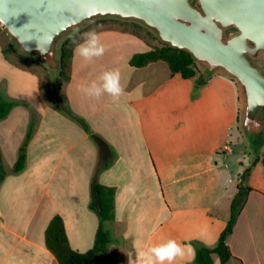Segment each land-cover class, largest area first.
Wrapping results in <instances>:
<instances>
[{
  "label": "crops",
  "instance_id": "obj_1",
  "mask_svg": "<svg viewBox=\"0 0 264 264\" xmlns=\"http://www.w3.org/2000/svg\"><path fill=\"white\" fill-rule=\"evenodd\" d=\"M108 31L97 34L119 39L121 57L124 49L138 43L129 34ZM3 33L0 26L4 57ZM136 53L116 67L124 89L119 99L108 94L95 98L81 89L93 81L100 83L101 75L92 68L96 58L85 61L74 49L65 97L70 108L105 140L108 146L103 150L60 114L53 102L43 99L38 75L9 55L4 57L3 73L8 79L4 96L30 101L38 121L24 173L6 174L0 183V264H60L45 240L56 215L63 219L73 250L92 248L99 219L88 207L90 188L98 163L109 158L97 181L115 190V219L107 223L113 241L109 256H99L91 264H135L139 251L167 239L190 246L175 264H193L192 242L210 248L217 244L241 175L255 160L246 182L251 191L227 243L242 264H264V143L250 162L241 148L235 81L216 72L195 91L200 72L184 79L172 75L163 61L137 68L130 65ZM26 88L32 90V99ZM29 113L28 108L15 106L0 121V150L7 173H12L25 139ZM30 209L40 210L39 222L34 223L37 215L26 221L25 211ZM216 258L214 264H219Z\"/></svg>",
  "mask_w": 264,
  "mask_h": 264
},
{
  "label": "water",
  "instance_id": "obj_2",
  "mask_svg": "<svg viewBox=\"0 0 264 264\" xmlns=\"http://www.w3.org/2000/svg\"><path fill=\"white\" fill-rule=\"evenodd\" d=\"M104 17L140 22L190 53L206 75L235 78L244 91L242 126L257 154L261 144L253 143L264 139V0H0V26L22 53L47 64L62 36Z\"/></svg>",
  "mask_w": 264,
  "mask_h": 264
},
{
  "label": "trees",
  "instance_id": "obj_3",
  "mask_svg": "<svg viewBox=\"0 0 264 264\" xmlns=\"http://www.w3.org/2000/svg\"><path fill=\"white\" fill-rule=\"evenodd\" d=\"M16 52L13 45H9L3 50L4 56L9 53ZM74 56V46L70 40L63 42L59 48L58 57V87L50 89L49 96L56 109L66 118L76 123L82 128L98 146L99 150L107 147L105 140L94 133L86 119L76 114L68 105L66 97L61 92L62 82H68L71 76V63ZM163 61L165 62L172 75L179 74L184 79L193 78L199 72L197 63L190 53L173 48L169 45L163 47H153L152 49L135 54L130 65L141 68L149 63ZM210 78L209 75L201 74L196 81L195 91H197ZM18 105H24L22 102L7 98L0 93V121L6 119L11 110ZM27 107V106H26ZM30 121L25 139L18 149L16 162L12 167V173H22L27 167V149L33 137L35 127L37 125V113L30 108ZM263 142L261 143V145ZM111 150V149H110ZM113 150H111V153ZM110 158L98 163L90 188L89 209L96 213L99 219V226L95 235V240L92 248L86 252L73 250L69 244V240L64 227L61 216L56 215L50 221L46 231L45 240L47 248L56 256L60 264H91L94 259L99 256H109V246L113 241L111 232L107 227V223L115 219L114 197L115 190L111 187L104 186L97 181L98 174L109 166ZM256 163V160L245 169L241 175V186L238 193L231 203L230 218L223 231L221 232L217 244L210 248L198 242H192L195 247V258L193 264H214V256L219 260V264H230L231 261H236L242 264V261L234 257L227 243L228 237L232 234L236 224L238 215L243 207L246 196L251 191V188L246 186L247 178L251 167ZM6 169L2 157L0 156V183L6 177Z\"/></svg>",
  "mask_w": 264,
  "mask_h": 264
},
{
  "label": "rangeland",
  "instance_id": "obj_4",
  "mask_svg": "<svg viewBox=\"0 0 264 264\" xmlns=\"http://www.w3.org/2000/svg\"><path fill=\"white\" fill-rule=\"evenodd\" d=\"M91 30H95L96 32L98 31H104L106 30L107 32L110 31H116L124 34H129L132 37L136 38L135 40L138 43H135V46L128 47L127 49H124L122 52L121 57L119 53L117 52V43H119V39L113 38L111 35H102L99 36L100 42L105 46V53L103 56L96 58V61L92 64V68L94 69V74L102 75L105 71L109 70H115L116 67L120 64V62H124V58L129 57L133 52L136 53H143L146 52L153 47H163L168 45L167 43L161 41L159 37L157 36L156 32H154L152 29L146 27L140 22L134 21V20H123L119 19L116 17H104V18H95L84 25L75 28L62 36L59 41L57 42L56 45V51H55V61L51 64H47L46 62L42 61L38 57H28L24 53H22L18 47H16L15 42L13 39L9 36L7 31L4 29L3 33V43L4 47H8L9 45H13L16 48V52L14 53H9L8 55L12 58V61L15 63L21 65L22 67H25L29 71L35 73L38 75L40 78V87H41V93L42 97L44 100H46L49 104H51L52 100L49 96L50 89H57L58 87V57H59V48L63 42L66 40H70L71 43L74 46V49L76 48V44L72 42L70 37L75 36L76 38V43L82 42V34L89 32ZM117 40V41H116ZM126 41L123 39V42ZM145 50V51H144ZM118 54V55H117ZM137 54V53H136ZM135 55V54H134ZM133 55V56H134ZM132 56V57H133ZM5 57V56H4ZM4 57L2 54H0V93L1 95H5V88L7 87V77L4 75ZM120 57V58H119ZM198 70L201 74H204V67L198 65ZM233 80L236 83L238 92H239V102H240V116H239V137L242 141L241 148L244 150L245 153H248L250 155V159L252 162L254 159V152L252 150V146L249 143V140L247 139V136L245 134L244 128L242 126V121H243V112H244V102H243V88L240 86L238 81L233 78ZM65 87H66V82H62V87H61V92L62 94L65 95ZM24 91L27 92V95H29V98L32 99L34 97V94L30 88L23 89ZM82 94V92H81ZM6 97V96H5ZM8 98V97H7ZM11 99V98H10ZM16 100V99H14ZM22 102L24 105H18V106H23L25 108H34L33 104L30 103V101L26 102L24 100H18ZM37 112V111H36ZM61 114V113H60ZM30 117V113H29ZM30 121V118H29ZM38 120H35V122ZM264 141L263 137L260 136L257 142L253 143V147H256L257 144H261ZM15 145L16 143L13 142ZM258 149V147H256ZM237 150L240 148L236 147ZM256 149V150H257ZM0 156L2 157V160L5 164V167L7 170L8 164L5 163L4 155L2 154V151L0 150ZM238 154H236V157ZM235 157V158H236ZM231 165L237 166V164L234 162L233 159L229 160ZM10 163V162H9ZM11 165V164H10ZM12 171V170H11ZM24 173V171L22 172ZM21 174V173H19ZM13 173H7V176H11ZM6 176V178H7ZM22 179V178H21ZM26 221H29V218L32 216L34 217L37 215L35 218L34 223L39 222L40 218V210L36 209H30L26 210ZM37 213V214H36ZM49 214L46 213L45 218H47ZM217 259V258H216ZM218 260V259H217Z\"/></svg>",
  "mask_w": 264,
  "mask_h": 264
},
{
  "label": "clouds",
  "instance_id": "obj_5",
  "mask_svg": "<svg viewBox=\"0 0 264 264\" xmlns=\"http://www.w3.org/2000/svg\"><path fill=\"white\" fill-rule=\"evenodd\" d=\"M4 21H0L2 23ZM76 44V51L85 61H91L104 55L105 46L100 42L99 35L95 30L82 34V42L76 43L75 36L70 37ZM100 83L93 81L90 85L82 86V91L90 96L99 98L108 94L113 99H119L124 93L120 83L118 69L105 71L99 78ZM190 247L175 239H167L163 242L150 246L137 254L135 264H175L177 259H183L186 255L185 248Z\"/></svg>",
  "mask_w": 264,
  "mask_h": 264
}]
</instances>
